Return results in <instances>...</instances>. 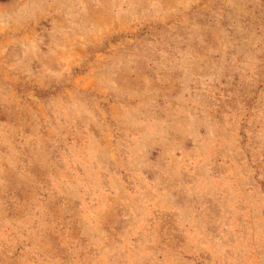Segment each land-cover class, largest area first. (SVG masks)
Segmentation results:
<instances>
[{"label":"rangeland","instance_id":"374dc122","mask_svg":"<svg viewBox=\"0 0 264 264\" xmlns=\"http://www.w3.org/2000/svg\"><path fill=\"white\" fill-rule=\"evenodd\" d=\"M0 264H264V0H0Z\"/></svg>","mask_w":264,"mask_h":264}]
</instances>
